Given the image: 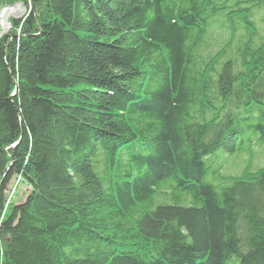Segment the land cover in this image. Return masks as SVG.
<instances>
[{"label": "trees", "instance_id": "1", "mask_svg": "<svg viewBox=\"0 0 264 264\" xmlns=\"http://www.w3.org/2000/svg\"><path fill=\"white\" fill-rule=\"evenodd\" d=\"M18 2L0 264H264V0Z\"/></svg>", "mask_w": 264, "mask_h": 264}, {"label": "rangeland", "instance_id": "2", "mask_svg": "<svg viewBox=\"0 0 264 264\" xmlns=\"http://www.w3.org/2000/svg\"><path fill=\"white\" fill-rule=\"evenodd\" d=\"M10 13L4 18V12ZM28 14V8L23 3L18 2L13 6H0V38L7 34L12 28V19H22ZM225 164V171L227 173H234V169H238L244 163L245 159L242 156L230 155L227 158H220L217 163L227 162ZM30 188L25 184L21 178H15L11 181L8 188V203L21 202L26 199Z\"/></svg>", "mask_w": 264, "mask_h": 264}, {"label": "bare ground", "instance_id": "3", "mask_svg": "<svg viewBox=\"0 0 264 264\" xmlns=\"http://www.w3.org/2000/svg\"><path fill=\"white\" fill-rule=\"evenodd\" d=\"M10 13V11L4 12V18Z\"/></svg>", "mask_w": 264, "mask_h": 264}]
</instances>
